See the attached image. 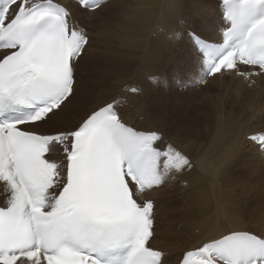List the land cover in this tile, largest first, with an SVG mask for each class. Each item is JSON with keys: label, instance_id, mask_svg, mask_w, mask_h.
<instances>
[{"label": "snow or ice", "instance_id": "snow-or-ice-1", "mask_svg": "<svg viewBox=\"0 0 264 264\" xmlns=\"http://www.w3.org/2000/svg\"><path fill=\"white\" fill-rule=\"evenodd\" d=\"M100 2L78 0L88 9ZM222 19V43L191 33L204 76L230 72L254 84L264 76V0H222ZM89 43L59 0H0V264H164L149 246L147 194L191 169L190 159L159 131L125 121L116 97L70 128L42 127L74 95ZM249 139L264 151V133ZM178 264H264V233L229 230Z\"/></svg>", "mask_w": 264, "mask_h": 264}, {"label": "bare ground", "instance_id": "bare-ground-1", "mask_svg": "<svg viewBox=\"0 0 264 264\" xmlns=\"http://www.w3.org/2000/svg\"><path fill=\"white\" fill-rule=\"evenodd\" d=\"M61 1L72 11L73 19L77 24L87 22L83 20L85 17L82 11L86 12V15L89 16L88 29L90 30L91 41L88 49H86V52L89 51V53L84 55V57H80L76 64L74 95L64 105L63 109L53 117L52 121L42 127L47 131L56 128H70L79 123L81 118L93 109L116 97L119 100L118 110L125 121L133 124L139 130L159 131L165 143L175 145L190 159L193 165L191 169H185L182 173L174 174L157 191L155 190L147 194L148 197L154 195V199H156V196H161L159 198L160 201L159 199L155 200V213L160 208L159 204L161 205L164 200L168 201L171 195L181 194L184 198V200L182 199L183 207L188 206L184 210L185 213L183 212L181 217L178 216L179 221L184 220L177 225L179 229H175V226L170 225L171 222L164 212H162L161 216L155 214L157 226L155 227V234L154 238L151 239V243H156L158 246L155 247L162 250L164 254L168 252L163 257L164 264H175L184 250L197 247L203 241L218 238L222 233H227L230 230H227L228 224L231 226V230H248L244 228L245 221H243V218L245 219V217L262 223L261 227H264V151L248 137L239 134L240 131H245V129L232 127L224 120L222 113L217 117L211 114L212 110L216 112L223 111L222 97L218 98L217 105L215 103L214 108L211 105L205 106L203 103H189L185 105L181 97L177 102L171 101L172 98L170 99L168 95L165 97V100H162L161 97H156L152 89L147 85L145 78L151 75H155L157 81H160L157 77L158 73L153 71L152 68L156 57L164 53V49L166 48L167 34L164 31V27L169 24V10L165 12L164 27L157 32H153L148 15L140 13V11L132 9V7L129 8L132 3H126V5L120 3L118 5L112 2L110 5H106L104 9H100L98 14H90L94 10L88 11L82 9L75 0ZM216 3L220 4V1L216 0ZM80 12L83 15L80 16ZM205 19L209 20L208 17H205ZM220 21L222 23L219 25L213 23L209 25L211 32L222 28L223 20ZM81 28L88 35L84 24L81 25ZM184 31L188 32L189 30ZM153 33L154 35H152ZM195 33L200 36L198 32ZM172 36L169 43L177 45L179 43V40L176 39L177 35L173 33ZM211 36H215L217 39H221L222 37L221 34L217 35L214 33L209 37ZM175 47L177 48V46ZM174 59L170 60L173 61ZM200 59L201 54L198 50L194 51L191 40L187 46H183L182 56L178 61L181 62L183 69L186 68L190 72L194 68L199 75L201 71ZM173 65L175 66L176 63L173 62ZM134 66H137L139 70L135 72ZM227 73H229L228 76L219 74L215 76L209 75L204 86L213 80L216 85L213 84V86L206 88L216 90L220 87L223 90L224 85L220 83L221 81H216L218 78L229 79V81L237 80L238 83L241 82L240 84L243 82L242 85L245 88L238 97L240 120L245 122L250 136L255 132L264 131V76L252 77L255 78V83L248 88L249 81H246L242 77L239 78L233 73ZM128 78L135 81L136 85L127 82L126 79ZM193 79L194 76H191L181 81L182 86L175 83L172 85L173 89L176 92H182L181 95H185L187 94L185 87ZM134 86L139 87L140 94L146 100V107L137 108L135 97L139 92L133 94L123 91L126 87ZM151 98L157 101L153 102ZM91 99L92 102H90ZM101 99L103 102H101ZM127 109H131V111L129 112ZM136 113L137 117H135ZM229 134H234L235 136L239 134L241 137L240 142H242L235 149L234 160L230 156L232 162L234 161V165L232 166L229 163L231 168H229L230 170L228 168L225 169L224 174L219 173V170H221L219 168V170L216 169L217 173L211 170V174L214 171L216 173L214 175L217 176L219 174L218 178L221 179L234 173V175L245 178V187H252L253 191L251 190L252 193L249 196L245 191L243 195H247L248 197L244 201V204L242 206H234L233 212L225 214L230 216L229 218L227 217L229 222L225 225L222 223V226H217L215 225L216 217L212 216L214 213L211 211L199 212L196 203H199L204 193L208 195L209 192H212L213 186L210 174L207 175L206 173L208 169L213 168L212 166L217 168V165L216 163H214L215 165L212 163L209 167H205L204 164L207 165L206 161L212 160L213 162L217 153L219 154L227 146L226 139L229 140ZM230 148L232 149V146ZM230 148L224 150L229 153ZM224 150L222 151L223 154ZM227 152L225 153L226 156ZM231 154H228V156ZM221 155L217 157L219 158L220 156L222 159L220 160L223 161L226 157L222 158L224 155L222 157ZM257 155H260V157H257ZM60 157L61 155L54 151L50 158L59 160ZM226 160L228 159L226 158ZM218 161L217 163L220 162ZM220 166L223 167L224 165ZM224 167H226V163ZM204 170L206 173L203 172ZM222 171H224L223 168ZM175 179H178V181ZM178 182H180V186ZM5 199V187L0 185V204H4ZM205 204L208 203L206 202ZM209 213L212 214L209 215ZM263 231L262 229L260 233Z\"/></svg>", "mask_w": 264, "mask_h": 264}, {"label": "rangeland", "instance_id": "rangeland-1", "mask_svg": "<svg viewBox=\"0 0 264 264\" xmlns=\"http://www.w3.org/2000/svg\"><path fill=\"white\" fill-rule=\"evenodd\" d=\"M112 2H113V4L116 3L118 5H120V3H122V5H126V3H132L129 6V8L132 7V9L138 10V11H140V13H144V14L148 15L149 21L153 27L152 28L153 32H157L164 27L165 12H166V10H169V15H168L169 24L164 27V31L167 34L166 35V48L164 49V53H162L161 55L156 57L155 62L153 64V68H152L153 71L158 73L157 77L160 79V81L159 82L157 81V78L155 77V75H151L150 77L145 78L147 81L148 87L150 89H152V91L156 97H161L162 100H165V97L168 95L170 99L172 98L171 101L177 102L182 98L184 100L183 103L185 105L189 104V103H193V104H202L203 103V105H205V106L211 105L213 108L215 106V103L218 101V98L222 97L221 103L223 104V111H217L216 112L215 110H212L211 114L213 116L217 117L220 113H222L224 120H226L232 127L245 129V131H240L239 134L241 136L244 135L248 138L250 137V132L247 130V128L245 126V122L240 120V109L238 106V97H239L240 93L243 91V89L245 88L242 85L243 82H242V84H240L241 82L238 83L237 80L229 81V79H222L221 78L222 79L221 80L220 78H218V80H216V81H221L220 83L224 85L223 90L220 87H218L216 90H209L206 87L213 86V84L215 83L213 80H212V82L209 81L208 85L204 86V83H206V80L208 79L207 77H203L201 79V81L198 82L197 78L199 75L196 72V70L194 68H192L190 70V72H188L186 70V68L185 69L182 68L181 62L178 61L180 59V57L182 56L183 46H187L189 41L192 40V39L188 38L189 36L187 35V32L184 30H192V31H194V33L198 32V34L204 36L207 39L208 38L209 39H211V38L215 39V36L209 37L213 33L218 35L217 30H214L211 32L210 27H209V25L211 23L216 24V25H219L222 23L220 21V20H222V17H221V15L219 16V14H218V12L220 11L219 10L220 4H217L216 0H108L103 5L99 6L96 10L93 9L94 11L91 12L90 14H98V11H100V9H104V7H106V5H110V3H112ZM76 7H77V5H76ZM82 12H83L84 17H85V18H83V20L87 21L85 23L82 22V24H84V26H86V31L88 32V36L90 37V41H91V35L89 34L90 30L88 29L89 28V21H88L89 16L86 15V12H84V11H82ZM140 13H139V16H140ZM83 14L81 12L79 13L80 16ZM201 15H203V16L201 17ZM205 17H208L209 20H206ZM138 20H139V17H138ZM86 23H87V25H86ZM173 33H175L177 35L176 39L179 40V43L177 45H173L172 43H169V42H171V39L173 37L172 36ZM152 35H154V33ZM150 40H151V37H150ZM88 45L85 48V50L83 51L81 57H84V55H87L89 53V51L86 52V49H88ZM175 46H177V48ZM173 58H175V59L173 61H171L170 59H173ZM173 62L176 63L175 66L173 65ZM133 69L135 72L139 70L137 66H134ZM201 74H204V72H202ZM191 76H194V79L192 80V82L187 83L188 86L185 87L186 88L185 92L191 96H188L187 94L181 95L182 92L179 93V91L176 92L173 89L172 85H174L175 83H178V84H180V86H182L181 81L188 79ZM224 76H228V75H226V73H225ZM126 80H127V82L134 83V85H136V82L133 81L132 79L128 78ZM120 85H122V84H120ZM214 85H216V84H214ZM134 87L139 90V87H137V86H134ZM247 87L249 88V85ZM179 90H181V89H179ZM123 91H124V89H123ZM152 97H153V95H152ZM135 99L137 101L136 102L137 108L138 107H143V108L146 107V100L140 94V92L135 97ZM151 99L153 102L157 101L154 98H151ZM90 102H92V99ZM101 102H103L102 99H101ZM216 105H217V103H216ZM127 111L130 112L131 109H129V110L127 109ZM135 117H137V113H136ZM239 134H237L236 136L234 134H229L230 135V136H228L229 140H231L233 138L231 141L226 139V143H228V144L225 143L227 146H225L224 149L227 150L232 146V149L231 148L230 149L233 150V148H234V150H233L234 152L230 150V152L228 153L224 149H222L221 152L218 151L222 155H224L223 157L220 153L219 154L217 153V156L221 155L222 158L226 157L228 160H226V158H225V159H223V161H221L222 159L220 158V156H219V158L217 156H215V159L213 162H212V160L209 161L210 163L208 161H206L207 165L204 164L205 167H207V166L209 167L212 163L213 164L216 163L217 168L215 166H212L213 168H210L208 170L206 169L207 173L205 170L203 171L207 175L210 174L211 184L213 186V189H212V192H209L208 195L204 193L202 198H200L199 203L198 202L196 203V206H197V210L199 209L198 210L199 212L211 211L212 213H214V214L209 213V215L212 214V216L216 217L215 218V223H216L215 225H217V226H222L223 224L224 225L227 224V222H229L228 218L230 216H227L225 214L233 212L234 206L235 207L237 205L242 206V204H244V201L246 200V198L253 191L251 189L252 187H249V188L245 187V184H244L245 178L234 175V173L230 176L227 175L226 177H222L221 179L218 178L219 174H217V176L214 175V173H215L214 171H216V173H217L216 169H218V168L221 169V170L218 169L219 173L224 174L225 169L231 168L229 166V163L232 164V166L234 165V161L232 162V160H234L235 149L237 147H239V145H238L239 143L242 144V142H240L241 137ZM236 137L238 138V141H237ZM230 144H232V145H230ZM228 146H229V148H228ZM223 150L225 151L224 154L222 153ZM226 152H227V156L225 154ZM228 154H231V155L228 156ZM230 156L233 159L230 158ZM257 157H260V155H257ZM217 161L219 163H217ZM224 161L226 163V167H224L225 166ZM227 161H231V162H227ZM218 164H219V166L220 165H222V166L224 165V166L223 167L220 166L221 167L220 168L218 166ZM214 167H215V169H214ZM222 168L224 171H222ZM211 170H214V171H212V174H211ZM224 178H226V179L224 180ZM242 179H243V181H242ZM175 180L178 181V179H175ZM220 182H222V183L220 184ZM178 184L180 186V182H178ZM245 191L247 192L248 196L243 195V193ZM180 193H182V192H180ZM160 197L156 196L155 200H158ZM149 198L154 199L155 196L152 195ZM182 199L184 200V198L181 196V194L180 195L176 194L174 196L171 195L169 197L168 201L164 200V201H162L161 205L159 204L160 208H158V210L156 211L155 214L157 216H161L162 212H164V214H167V217L171 222L170 225L175 226L176 227L175 229H177V228L179 229V226H177V225H179L184 220L179 221L178 216L181 217L183 212L185 213V211H184L185 208H188V206H185V208L183 207V200ZM159 201H160V199H159ZM172 202H173V204H172ZM206 202L208 204H205ZM199 204L201 205V207ZM208 206H209V208H208ZM173 215H174V217H173ZM154 220H155V227H156L157 226V219H154ZM243 221H245L244 228H246L250 231L252 230L253 232L260 233L262 229L264 230V227H261L262 223H259L255 220H252V219H249L247 217H245V219L243 218ZM220 222H221V224H219ZM228 226L230 228L228 227L227 230H229V229L231 230L232 229L231 226L229 224H228ZM151 244L153 246H158L156 243H151ZM167 253L168 252H166L164 255H167Z\"/></svg>", "mask_w": 264, "mask_h": 264}]
</instances>
